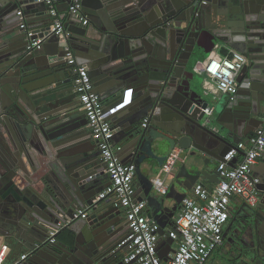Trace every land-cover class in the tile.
<instances>
[{"label":"water","instance_id":"water-1","mask_svg":"<svg viewBox=\"0 0 264 264\" xmlns=\"http://www.w3.org/2000/svg\"><path fill=\"white\" fill-rule=\"evenodd\" d=\"M203 1L83 0L89 24L76 29L65 24L71 32L67 41L78 62L88 67L117 129L114 143L123 162L136 165L139 198L147 202L161 235L197 182L220 181L211 157L223 159L232 142L251 135L262 122L264 0ZM53 22L44 0H0V111L5 114L0 123V226L26 241L32 251L26 264L118 260L113 250L125 219L109 200L94 201L110 183L99 184L106 164L86 127V114L72 112L79 105L68 77L72 66L64 59L63 39L50 32ZM31 29L36 34L29 38ZM37 37L44 38L43 44L29 49L30 39ZM221 43L242 52L248 62L237 77V94L224 101L216 131L205 123L203 109L210 103L194 96L193 83L195 66ZM176 147L188 160L162 195L154 190L150 172L163 165L165 149ZM261 157L253 166L260 177V202L256 208L245 206L237 229L254 237L264 231V153ZM86 207L89 216L75 218ZM54 229L59 231L51 242ZM167 241L169 249L160 252L165 260L175 251L171 246H178ZM244 245L241 241L237 247L240 253L259 264L256 248L244 250ZM78 250H95L98 259L87 262Z\"/></svg>","mask_w":264,"mask_h":264},{"label":"built area","instance_id":"built-area-1","mask_svg":"<svg viewBox=\"0 0 264 264\" xmlns=\"http://www.w3.org/2000/svg\"><path fill=\"white\" fill-rule=\"evenodd\" d=\"M54 18L50 32L60 36L66 42L64 59L72 66V78L80 107L88 119V127L93 140L97 143L102 160L106 164L109 185L94 200H109L125 216L126 232L117 242L113 252L117 253L124 264H205L211 255L224 245L226 227L232 217V202L239 199L244 207H258L260 202V177L253 174V166L264 153V115L263 124L244 141L237 142L220 159L216 166L220 181L212 184L197 182L182 201L181 209L176 213L165 235L160 234V224L150 216L145 200L139 198L135 183L136 165L124 163L114 143L117 129L110 119L109 112L96 91L86 65L79 63L74 49L67 39L71 32L66 28V19L71 14L82 24L88 25L89 19L83 11V0H68V16H62L58 9L59 0H44ZM206 3V1H203ZM23 27L25 25L23 24ZM36 32L31 29L28 37ZM44 38L30 39L29 49L40 48ZM218 48V47H217ZM216 48V49H217ZM216 49L201 63L200 70L207 80H212L218 90L233 99L239 90L237 77L248 62L247 57L238 50L228 49L220 53ZM205 123L216 131L217 117L214 106L203 109ZM5 114L0 111V123ZM148 118L142 126H146ZM243 154L240 159L237 157ZM182 155L180 148L171 150L159 174L152 177L153 188L165 195L170 188L173 174L178 168ZM173 177V178H172ZM91 208L80 209L75 218H87ZM59 230L51 232V242H56ZM168 239H173L167 260L160 252L169 249ZM11 247L7 243L0 245V264H26L31 250L9 261ZM260 264H264V255H260Z\"/></svg>","mask_w":264,"mask_h":264},{"label":"crops","instance_id":"crops-1","mask_svg":"<svg viewBox=\"0 0 264 264\" xmlns=\"http://www.w3.org/2000/svg\"><path fill=\"white\" fill-rule=\"evenodd\" d=\"M58 9H59V12L61 13L62 16H68V10H67L68 9V0H59ZM66 22L68 23L69 28H75L76 29L78 27L80 28L81 25H84V24H81L77 19L73 18V16L71 14L66 19ZM62 44L66 45L65 40H62ZM228 49L237 50L236 48L232 47L228 43H221L218 46V48L216 49V51H218L220 53H226ZM200 67H201V64H197L195 66L196 75H195L193 86L197 90L198 94L194 95V96H198L200 98H203L204 100L208 101L211 106H214V108H215L214 116H216L218 118L222 114V112L224 111V101L229 99V98L227 95L223 94L222 92H220L218 90L214 81L206 79V75H204L201 72ZM68 72H69L68 77H71V79H72L71 84H74L73 78H72V69H69ZM77 98H78V96H77ZM78 104L79 105H78L77 109H74L72 112L80 111L81 113H84L82 111V107H80L79 98H78ZM222 104H223V106H222ZM263 115H264V109H263L262 114L260 116L262 122L253 127L254 132L262 126ZM86 127H87V129H89L88 124L86 125ZM248 137L249 136H245L243 139H241V141H243V140L245 141ZM232 143H233L232 146H234L237 142H232ZM176 148H178V147H176ZM163 152L169 153L170 151L165 149ZM122 154L123 153L120 154L121 158H122ZM242 155L243 154L241 153L240 156L237 157V159H240L242 157ZM187 160H188V158H187L186 154L182 153L179 164H178V168L175 170L173 177H175V174L178 173L179 168L182 166V164L184 162H187ZM218 161H219V159H217L215 157H211L210 165L215 170H216V166H217ZM261 161H262V157L259 158L257 164H260ZM263 166H264V164L262 165V167ZM159 168L160 167H157L154 170V172H152V173L150 172L152 177H155L156 175L159 174ZM143 172L145 174L148 173L147 166H143ZM98 179L100 182L99 184L101 186H105V184H107L109 182V177L107 174L100 176ZM202 182H205L206 184H212L213 183L211 181H205V180H202ZM178 189L180 190L179 187H178ZM245 209H246V207H244V204L239 199L236 198L233 200L232 206H231L232 217L230 218V221H229V224L232 225L231 230L228 232V235L224 241V245L221 246L219 249H217L211 255V257L205 262V264L207 262H210V260L213 261V262H210V264H221V262L219 260L214 259L215 255H220L221 251L224 252V255H227L226 258L236 261L235 264H256L255 259L252 260L251 258L249 259L247 257H244L240 253V251L237 249V247L239 246L241 241L244 244H246V245H244V246H246V249H244V250H247V249L252 250V247H255L256 250L258 251V254L264 255V231L259 230V232H257V235L254 237V235H252V234L248 235V234H244V233H239V231L237 230V229H239L240 224L244 219L243 214L245 213ZM122 215L125 219L124 214H122ZM258 222L261 223V221H258ZM10 233L11 232H10L9 226H7V225L0 226V245L2 243H7L10 245L11 252L9 254L8 260L12 261L15 258L19 257L21 254L25 253L28 250V248L25 246V244H26L25 240L15 239L17 237V233H14V234L12 233L13 236H11L12 234H10Z\"/></svg>","mask_w":264,"mask_h":264},{"label":"flooded vegetation","instance_id":"flooded-vegetation-1","mask_svg":"<svg viewBox=\"0 0 264 264\" xmlns=\"http://www.w3.org/2000/svg\"><path fill=\"white\" fill-rule=\"evenodd\" d=\"M126 229H127V227H126V221H125V223H124V227H123V233H125L126 232ZM86 252V253H85ZM85 252H83V251H81V250H78V253L84 258V260H86L87 262H90V261H92V260H94V259H98V253L94 250H86ZM68 254H70V253H67V256H65L66 257V259H67V257H68V259H71V258H69V256H68ZM262 256V255H261ZM117 262V263H119V262H121L122 260L118 257V260H116L114 257H110L109 259H106L105 261H100V262H98L97 264H112V263H114V262ZM260 262V261H259ZM257 264V263H256ZM260 264V263H259Z\"/></svg>","mask_w":264,"mask_h":264},{"label":"rangeland","instance_id":"rangeland-1","mask_svg":"<svg viewBox=\"0 0 264 264\" xmlns=\"http://www.w3.org/2000/svg\"><path fill=\"white\" fill-rule=\"evenodd\" d=\"M219 110V109H218ZM227 255H224V252H220V255H215L216 260H219L221 262V264H235L236 261L234 260H230L228 258H226ZM210 262H213L212 260H210ZM210 262H207L206 264H210Z\"/></svg>","mask_w":264,"mask_h":264}]
</instances>
